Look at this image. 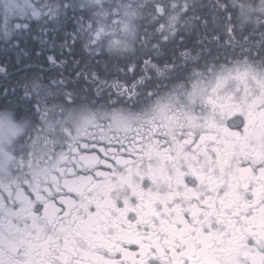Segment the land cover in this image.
Masks as SVG:
<instances>
[{"label": "snow or ice", "instance_id": "obj_1", "mask_svg": "<svg viewBox=\"0 0 264 264\" xmlns=\"http://www.w3.org/2000/svg\"><path fill=\"white\" fill-rule=\"evenodd\" d=\"M80 7L63 47L96 64L49 56L59 79L23 86L37 126L0 135V264H264V0Z\"/></svg>", "mask_w": 264, "mask_h": 264}, {"label": "flooded vegetation", "instance_id": "obj_2", "mask_svg": "<svg viewBox=\"0 0 264 264\" xmlns=\"http://www.w3.org/2000/svg\"><path fill=\"white\" fill-rule=\"evenodd\" d=\"M67 2L68 0H28L27 5H24L25 11L23 13L18 11L17 18L12 25L0 29V110L10 109L17 117L34 116V113L29 112L30 98L25 99L23 86L34 79H38L44 86L49 85L53 79H59L60 69L49 63V56L66 60L68 69L64 70L65 76L75 67L74 61L96 64V61L92 60L85 50L82 40L73 45L75 51L72 53L63 47L64 40L75 30L77 20L81 18L80 13L84 11L80 7V0H70L71 6L67 11L61 7L60 15L56 19L47 16L49 8L62 6ZM16 4L23 5L24 0H16ZM10 5L9 1L8 5L7 1H4L7 17L10 15ZM33 10L42 11L44 14L33 16ZM63 19L70 21L74 27L70 30L43 29L45 21L55 26ZM249 33V29H247L245 35ZM190 46H192L191 42ZM240 54V49L237 47L235 55L239 56ZM104 55L110 56L106 52ZM232 58V49H229L228 53L220 51L221 61ZM103 67L101 64L97 70L103 72ZM110 71L113 75L117 74L114 67ZM19 97L24 100V104L14 108L15 104L11 101L17 100ZM79 97H82L80 101H86L83 95ZM59 102V99L55 101V103Z\"/></svg>", "mask_w": 264, "mask_h": 264}, {"label": "clouds", "instance_id": "obj_3", "mask_svg": "<svg viewBox=\"0 0 264 264\" xmlns=\"http://www.w3.org/2000/svg\"><path fill=\"white\" fill-rule=\"evenodd\" d=\"M254 6L259 4L260 0H249ZM254 16L253 14V19L246 21L243 25L245 29L253 28L255 27V22H254ZM105 52L108 55H117L118 53L111 52L105 47ZM241 61L246 59V57H239ZM251 63V61H249ZM58 98H53L49 97L47 98L44 103L46 104H51L55 102ZM50 101H52L50 103ZM83 103H90L88 101H78L77 104L73 105H65L66 109H72L77 107L79 104ZM35 115V114H34ZM38 118L34 119L33 115H24L22 117H17L15 113L10 110V109H4L0 110V135L4 136L7 138L5 147L6 149L8 147H14L19 145L20 143L24 142V140L28 137V135L31 133V130L33 127L37 126ZM11 125H15L17 132L16 135L12 136L10 135L9 128Z\"/></svg>", "mask_w": 264, "mask_h": 264}, {"label": "rangeland", "instance_id": "obj_4", "mask_svg": "<svg viewBox=\"0 0 264 264\" xmlns=\"http://www.w3.org/2000/svg\"><path fill=\"white\" fill-rule=\"evenodd\" d=\"M4 1H7L8 5L9 0H0V29L2 27H10L12 23L16 20L18 14V8H14L12 7V5H10V15L9 17H7V11L6 9H4ZM45 25L49 27L50 23L45 21Z\"/></svg>", "mask_w": 264, "mask_h": 264}, {"label": "trees", "instance_id": "obj_5", "mask_svg": "<svg viewBox=\"0 0 264 264\" xmlns=\"http://www.w3.org/2000/svg\"><path fill=\"white\" fill-rule=\"evenodd\" d=\"M52 25H49V27L48 26H46L45 24H44V27H43V29H56V30H70V29H72L73 27H72V23L70 22V21H67V20H65V19H63V20H60L59 21V23H58V25H57V23L55 24V26H52ZM252 31V29L251 28H249V32H251ZM257 36H258V33L256 34ZM82 97H77V99H78V101H80V99H81ZM60 101V100H59ZM86 101H88L87 99H86ZM13 104H15V106H14V108H18L19 106H22L23 104H24V100L23 99H21L20 97H19V99H17V100H12L11 101Z\"/></svg>", "mask_w": 264, "mask_h": 264}]
</instances>
